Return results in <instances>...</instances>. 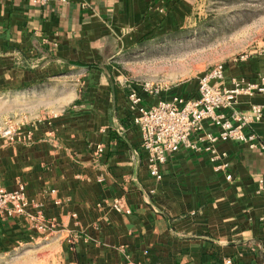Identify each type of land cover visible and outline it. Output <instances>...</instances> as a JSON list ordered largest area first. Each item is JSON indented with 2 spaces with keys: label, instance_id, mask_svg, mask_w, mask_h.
Listing matches in <instances>:
<instances>
[{
  "label": "crops",
  "instance_id": "0c3cea01",
  "mask_svg": "<svg viewBox=\"0 0 264 264\" xmlns=\"http://www.w3.org/2000/svg\"><path fill=\"white\" fill-rule=\"evenodd\" d=\"M171 6V0H0L2 93L29 96L60 74L83 76L72 99L37 97L8 113L28 122L55 113L51 123L38 125L33 142L0 148V183L24 184L33 210L56 218L58 228L49 235L22 217L0 219V248L48 246L55 264H224L227 258L264 264V150L221 144L231 180L214 170L208 153L188 148L169 155L162 179L150 174L132 121L130 83L113 63L143 37L173 27L175 20H162ZM263 75L261 51L226 63V81ZM198 82L145 95L143 103L195 95ZM253 103L264 106V94L241 96L236 109ZM204 128L219 131L210 121ZM252 129L264 143V123ZM98 144L105 151L96 157ZM118 198L129 213L113 208Z\"/></svg>",
  "mask_w": 264,
  "mask_h": 264
},
{
  "label": "built area",
  "instance_id": "2783aa9c",
  "mask_svg": "<svg viewBox=\"0 0 264 264\" xmlns=\"http://www.w3.org/2000/svg\"><path fill=\"white\" fill-rule=\"evenodd\" d=\"M160 12H165V9H160ZM261 52H264V47ZM249 55L245 54L239 59L246 60ZM225 69L226 64L220 62L201 75L195 95L175 94L170 99L159 98L151 105L143 103L145 95L161 96L171 89L168 81L145 80L141 84H129L128 100L134 112L132 121L140 129L152 176L162 179L161 167L168 161L169 155L181 148H188L194 152L208 153L214 170L225 172L226 178L231 180L229 153L221 144L239 142L251 149L264 150V143L252 129L254 123H264V106L253 103L244 111L236 109L241 96L264 94V75L256 81L244 77L226 81ZM226 110H230V113ZM54 114L40 115L29 122L20 123L11 116L0 117V148L33 142L38 125L42 121L51 123ZM205 121H210L219 131H206ZM104 151V145L98 144L94 154L97 157ZM56 202L60 203L59 200ZM31 206L24 184L8 189L0 183L1 220L22 217L41 233L48 232L50 235L57 230L56 218H48L40 207L33 210ZM112 206L119 212H130L123 198L115 199ZM224 264H233V261L227 258Z\"/></svg>",
  "mask_w": 264,
  "mask_h": 264
},
{
  "label": "rangeland",
  "instance_id": "374dc122",
  "mask_svg": "<svg viewBox=\"0 0 264 264\" xmlns=\"http://www.w3.org/2000/svg\"><path fill=\"white\" fill-rule=\"evenodd\" d=\"M171 1L173 7L162 15V20L172 19L176 24L143 37L114 59L113 64L130 84L163 80L172 88L181 82L199 79L217 63L226 64L264 47V0ZM80 75V71L60 74L55 83H46L44 89L35 90L29 96H20L18 90L10 94L0 91V117L11 116L20 123L21 116L8 115L24 107L20 102L37 97L74 98L82 87ZM50 107L59 109L61 105ZM55 255L48 246L36 244L6 247L0 248V264H55Z\"/></svg>",
  "mask_w": 264,
  "mask_h": 264
},
{
  "label": "trees",
  "instance_id": "16d2710c",
  "mask_svg": "<svg viewBox=\"0 0 264 264\" xmlns=\"http://www.w3.org/2000/svg\"><path fill=\"white\" fill-rule=\"evenodd\" d=\"M81 65H85V66H87V67H89V68H97V69H102V70H108V68L107 67H105V66H101V65H99V64H95V63H91V64H81Z\"/></svg>",
  "mask_w": 264,
  "mask_h": 264
}]
</instances>
